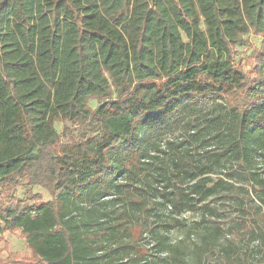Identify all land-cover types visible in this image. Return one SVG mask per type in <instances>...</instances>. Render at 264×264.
<instances>
[{
  "label": "trees",
  "instance_id": "trees-1",
  "mask_svg": "<svg viewBox=\"0 0 264 264\" xmlns=\"http://www.w3.org/2000/svg\"><path fill=\"white\" fill-rule=\"evenodd\" d=\"M245 33L261 39L247 57ZM209 101L226 131L216 151L251 186L234 195L211 177L219 157H182L151 177L147 194L170 208L164 225L194 208L202 221L218 218L211 201L221 198L242 213L241 226L256 217L264 227V174L254 164L264 160L254 142L264 130V0H0V241L20 231L30 251L0 264H155L158 214L128 191L148 171V143L167 117ZM123 194L129 206H106ZM258 236L264 264V230ZM195 247L166 241L161 261L230 264L221 246Z\"/></svg>",
  "mask_w": 264,
  "mask_h": 264
},
{
  "label": "rangeland",
  "instance_id": "rangeland-1",
  "mask_svg": "<svg viewBox=\"0 0 264 264\" xmlns=\"http://www.w3.org/2000/svg\"><path fill=\"white\" fill-rule=\"evenodd\" d=\"M242 43L239 50L241 55L247 57L253 49H258L261 39L254 37L250 33H245L241 36ZM248 68V67H247ZM87 105L94 108L96 103L93 99L87 101ZM219 113L218 102H205L200 107L192 105H186L181 107L173 115L168 116L165 124L160 127L154 136V142L148 144V171L140 174V178L137 179L135 185L136 188H132L128 191L129 197L132 195H138L144 197L148 206L149 215L152 218L157 212V218L154 220L151 226V233L157 230L159 238L163 242L157 249L158 257L155 258V264H169L161 261L164 258L166 249H164V243L167 241L184 244L191 250H195V243L205 244L214 243L216 247L225 248L230 251L231 260L230 264H249L251 261L255 264L261 257L263 248L261 246V240L258 235L264 230L263 223L259 222L257 218H253L256 223L250 225L247 223L241 226L243 219L242 213L235 209L233 205L226 200L222 201L221 198H215L211 201V208L218 210V218L205 217V221L200 220L201 211L197 208L193 209V212H182L176 217L172 216L166 220L159 219L167 211L170 210L168 205L162 201V198L158 195L150 199L147 194L148 186L151 177L156 173H170L172 168L171 159L182 158L190 161L208 162L216 160L219 157L217 163H212L211 177L215 179H222V188H230L233 190V194L237 195L238 190H245L251 185L247 174L241 173L239 169L233 164L231 158L226 154L221 156L220 152L216 151V144L222 141L225 137V126L217 121ZM216 121V123H210ZM63 124L60 122L55 123V130L58 134L61 133ZM256 139L254 140L256 146L264 149V130L256 131ZM204 142L202 143V141ZM202 143V144H201ZM200 146L204 149H199ZM158 147L162 153L152 152V147ZM215 154V155H214ZM157 156L158 159L153 160L151 157ZM256 166V172L263 176L264 174V160L257 158L254 163ZM167 181L164 182L166 184ZM124 187L126 183L120 184ZM155 185V184H154ZM157 188H161L159 184H156ZM126 189V188H125ZM25 188L16 189L14 196L17 198H23L25 196ZM166 191V189H165ZM33 194H40L43 202H50L53 198L38 188H34ZM125 194L113 199L106 206H129L128 198ZM236 198V196H234ZM106 197H103V199ZM231 202V201H230ZM33 204V202H30ZM245 213L249 215L248 207L252 206L247 198H244ZM253 213V211H251ZM133 219V218H132ZM131 219V221H132ZM1 224V222H0ZM250 231L254 232L250 234ZM149 246L153 242L152 237L148 234ZM30 251L28 250L25 241L20 231L13 233H1L0 241V261H19L21 258H28ZM219 252H216V261L221 262V258L218 256ZM150 257V255L148 256ZM152 260V259H151ZM8 264V263H7Z\"/></svg>",
  "mask_w": 264,
  "mask_h": 264
}]
</instances>
